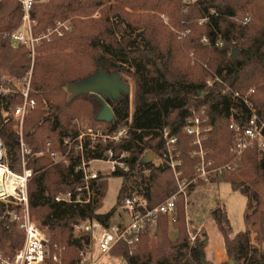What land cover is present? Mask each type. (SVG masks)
Returning <instances> with one entry per match:
<instances>
[{
	"label": "trees",
	"instance_id": "1",
	"mask_svg": "<svg viewBox=\"0 0 264 264\" xmlns=\"http://www.w3.org/2000/svg\"><path fill=\"white\" fill-rule=\"evenodd\" d=\"M97 11L101 17L93 19ZM159 14L167 17V24ZM241 15L251 19L239 22L236 19ZM21 17V6L16 0H0V72L23 78L32 69L30 97L35 107L23 125L25 144L33 154L42 151L47 142L53 149L61 150L62 140L76 134L72 121L80 117L105 129L128 126V137L116 150L129 153L130 169L126 174L112 175L122 178L117 198L120 205L126 197L141 196L146 206L152 208L176 192L175 181L165 162L159 166L154 162L140 164L149 152L156 159H162L164 129L177 139L184 177L193 176L199 160L191 156L190 138L183 132L192 108L205 110L209 118L212 131L204 147L209 151L207 160L216 168L232 160L230 122L244 123L251 115L244 100L264 117V0L36 3L31 9L34 37L55 21L70 20L72 30L51 43L42 42L35 50L33 63L28 46H15L10 41V34L21 25ZM234 50L239 52L236 59L231 58ZM99 72L121 79L127 74L133 79L129 124V94L107 101L113 117L105 122L98 121L97 117L106 101L92 93L69 92L71 87ZM208 79L210 86L206 84ZM20 103L18 96L0 100V139L15 165L20 161L16 124L13 118L3 120L1 111L12 116ZM102 151L97 146L88 157L99 158ZM47 158L45 155L28 157V169L43 170L27 184L29 213L39 229L48 235L51 246H65L61 264H74L78 261V240L72 236V226L92 219L107 222L112 212L96 214L99 201L96 196L83 206L56 203L54 197L59 192L70 190L67 184L70 178L74 177V184H79L80 178L72 166H50ZM146 171L149 172L147 182L141 180L128 187L134 174L141 178ZM220 183L229 184L247 199L244 232L233 233L218 200H213L214 207L210 210L229 261L264 264V251H259L250 239L254 234L255 243L264 244V151H246L236 172L211 176L208 183L191 187L187 197L197 188L214 191ZM182 203L181 199L177 205L174 239L169 235L168 219L160 216L155 233H144L132 256L122 245L113 248L108 256L113 255L124 264H208L207 232L201 227L202 222L189 218ZM4 212L5 205L0 202V253L13 258L23 244V234ZM44 264L52 263L46 260Z\"/></svg>",
	"mask_w": 264,
	"mask_h": 264
},
{
	"label": "built area",
	"instance_id": "2",
	"mask_svg": "<svg viewBox=\"0 0 264 264\" xmlns=\"http://www.w3.org/2000/svg\"><path fill=\"white\" fill-rule=\"evenodd\" d=\"M22 11L20 27L10 34V41L14 45H26L30 49V59L33 63L35 46L38 37L32 35L35 22L31 19V9L34 4L42 0H16ZM167 23L166 16H161ZM50 31V30H48ZM54 31V30H53ZM55 32H57L55 30ZM31 71L23 78L17 79L9 75L0 76V100L3 98L20 97L21 103L13 110L12 117L16 121V134L19 143L20 161L19 172L22 181L21 189L12 194L8 192L0 202L5 203L4 216L15 222L23 234V244L13 258L2 259L0 264H44L46 258L59 262V257L51 253L48 240L37 224L31 219L27 196V184L33 178L34 173L27 168L28 157L33 154L22 138L24 117L34 109L35 102L30 99ZM208 86L210 81H206ZM238 97V94H234ZM251 111L250 117L244 123L231 121L229 129L233 133V141L229 148L232 157L230 163L223 167H214L212 161L207 160L209 151L204 147L212 127L205 110L192 108L186 119L183 132L190 138L191 156L199 160L194 169L193 176L184 177L180 152L177 149V139L171 136L168 129L162 131L165 152L162 161L174 175L177 190L162 203L148 208L145 201L139 197H126L122 202L123 209L127 213V220H122L117 225H111L109 221L101 222L97 219L80 221L73 226V234L78 240V261L74 264H99L100 258L118 245L124 246L128 254L132 256L144 233L153 235L156 230L157 220L165 216L168 223L173 227L177 218V205L181 199H186L188 191L193 186H199L210 181L211 176L221 175L223 172L233 173L239 168L242 156L248 150L264 151V117H260L253 107L244 100ZM2 113H4L2 111ZM131 122V116L128 124ZM77 132L72 137H66L61 142V150H55L51 143L45 144L44 153L52 162L53 166H65L73 168L74 174L79 175L80 185L75 189L59 192L54 201L59 204L87 205L99 191V177L101 172L106 175H123L129 172V153L124 150H116L128 137V126L117 129H106L101 126H91L79 121H74ZM1 143V142H0ZM102 147V155L99 158L88 157L96 147ZM42 155V153H39ZM38 155V156H39ZM2 159V158H1ZM0 159V161H1ZM96 164L101 165L99 170ZM11 170L9 166H3ZM5 186H8L5 181ZM192 239H194L192 237ZM56 250L57 247L54 246Z\"/></svg>",
	"mask_w": 264,
	"mask_h": 264
},
{
	"label": "rangeland",
	"instance_id": "3",
	"mask_svg": "<svg viewBox=\"0 0 264 264\" xmlns=\"http://www.w3.org/2000/svg\"><path fill=\"white\" fill-rule=\"evenodd\" d=\"M47 2H49V0H42V2H40L39 4H46ZM112 3L113 2H111L110 4H112ZM159 16L161 18V16H165V15L159 14ZM100 17H101V14L99 11H97L92 16L93 19H99ZM249 17L250 16H247V18H242V15H241L236 20L239 22L241 21L242 23H245L247 19L248 20L251 19V17L250 18ZM161 20H162V18H161ZM167 23H168V21H167ZM167 23H165V24H167ZM48 30H50V31H48ZM55 30L57 32H55ZM71 30H72V23L70 20L55 21L53 23V25L49 26L46 29V31L41 32L37 35V37L39 38V41L36 43L35 50L37 49V47H39V45L42 42L45 41V42L51 43L54 39L64 37V34L66 32H70ZM15 46H17V45H15ZM33 62H34V59H33ZM31 72H32V69H31ZM3 75H9L11 77H15V76L9 74L8 72H0V76H3ZM15 78H17V77H15ZM93 78H95V77H90L84 83L79 84V88L87 89L88 87H91L94 84ZM17 79H21V78H17ZM122 80H123V83H125L129 86V91H130L129 92V109H130V116H131L132 100H133V93H134V81L131 78V76L127 75V74L122 75ZM206 81H210V79H208ZM94 92H98V91H94ZM29 97H30V92H29ZM30 99H32V98L30 97ZM33 110H31V111H33ZM30 112H28L26 114V116L24 117L23 125L25 122V118L27 117V115ZM9 113L10 112L2 113V111H1L2 119L6 121V119L10 120L11 118H13L12 116H8ZM13 120H14V118H13ZM75 120L79 121L80 123H85V124H88V125L95 127V125L87 118H84V117L75 118L72 121V126L75 128L76 132H77V126L74 123ZM15 124H16V121H15ZM14 129H16L15 126H14ZM22 138H23V129H22ZM0 142H1V146H2V159L0 161V164L3 166H5V165L9 166L11 169L10 171L12 173L20 174L19 166L12 163L11 157L8 155L7 149L3 146L1 139H0ZM44 149L40 152H37L36 153L37 155H35V156H37V157H40L42 155L46 156V154L44 153L45 152ZM39 153H42V155H39ZM48 162L50 163V166H53L52 162L49 159H48ZM153 162H154L155 166H159L161 164L162 160L155 159ZM95 167L98 169V171L99 170L103 171V169H101V165L96 164ZM42 171L43 170L36 171V172L33 171V173H34L33 177H35L37 174H39ZM104 172L105 171L101 172L100 177H99V182H98L100 195H99L98 205L96 207V214L104 215V214H107L109 212H112V217L109 220V223L111 225H117V224L121 223L122 220H124V219L127 220L126 211L123 209L122 205L117 203V198H118L121 186H122V178L117 177V176H112V175H106ZM172 176H173V179H175L173 173H172ZM148 177H149L148 171L144 172V174L141 178H139L137 176V174H134L128 181V187L135 186V182L138 183L141 180H143V182L145 183V182H147ZM73 178L74 177H71L67 183L68 185L71 186V187H69L70 190L75 189L76 186L80 185V183L74 184L75 182H74ZM140 188H141V191H143V188L142 187H140ZM128 192L129 191H127V193ZM140 193H142V192H140ZM139 197H141V196H139ZM182 200H183V203H182L183 207H184V209H187L188 214H189V218L193 219L194 221L202 222V224L205 220H206V224H208V223L212 224L209 214H210V210L214 207L213 200H218L220 203H222V206L224 207V210H225L227 217L229 219L233 233H240V232H244L247 230L245 220H244V216H245V212H246V208H247V199L242 194L233 191L231 186L227 183H220L218 185L216 193L213 191H208L205 189L197 188L195 190V192L192 193L191 197H187L186 199H182ZM3 204L6 205L5 203H3ZM31 219L37 224L35 219H33L32 217H31ZM75 224H77V223H75ZM73 226H72V236L75 238V236L73 234ZM43 233L45 234V236L48 240V245H49L50 250H51L50 252L55 253L59 257V262L52 261V259L50 257L46 258V260H48V263L50 262L52 264H61V256H62V253L65 249V246L64 245H58V246H56L57 249L55 250L54 245L51 246V244H50V240H49L48 235L45 232H43ZM169 235H170L171 239H174L176 237V230L170 224H169ZM192 237L194 238V236L190 237L191 241L194 240V239H192ZM254 237H255L254 234L250 235L252 245L256 246L259 251H264V244L257 245L254 241ZM218 245H219V243H218ZM0 256L2 257V259H10L7 257H3V255L1 253H0ZM99 264H124V263H122L118 259H115L113 255H110V256L106 255V256H103L102 258H100Z\"/></svg>",
	"mask_w": 264,
	"mask_h": 264
},
{
	"label": "water",
	"instance_id": "4",
	"mask_svg": "<svg viewBox=\"0 0 264 264\" xmlns=\"http://www.w3.org/2000/svg\"><path fill=\"white\" fill-rule=\"evenodd\" d=\"M239 55L237 50L232 52L231 58L236 59ZM93 85L87 89L79 88V85L73 86L69 89L71 94L86 92L92 93L95 95H100L101 97L109 96V93H112L115 96L118 90H122L123 94H129V86L125 83L120 82L121 78L117 76H108L102 72H99L97 75L93 76ZM84 83V82H83ZM91 90V91H90ZM98 91V92H94ZM113 114L109 105L104 104L102 110L98 114V121L110 122L112 120ZM156 159V156L149 152L141 160V165H146L152 163ZM200 264H205L204 262ZM227 264H239L235 261H229Z\"/></svg>",
	"mask_w": 264,
	"mask_h": 264
},
{
	"label": "crops",
	"instance_id": "5",
	"mask_svg": "<svg viewBox=\"0 0 264 264\" xmlns=\"http://www.w3.org/2000/svg\"><path fill=\"white\" fill-rule=\"evenodd\" d=\"M217 188L213 192L216 193ZM211 223L212 224L210 223L206 224V220H205L201 225V227L206 230L208 235V244L205 248L206 261L208 264H227L229 262V258L226 255L223 247L222 236L218 232L212 220Z\"/></svg>",
	"mask_w": 264,
	"mask_h": 264
},
{
	"label": "bare ground",
	"instance_id": "6",
	"mask_svg": "<svg viewBox=\"0 0 264 264\" xmlns=\"http://www.w3.org/2000/svg\"><path fill=\"white\" fill-rule=\"evenodd\" d=\"M2 158V146L0 143V159ZM5 181L8 189L5 186ZM22 181L20 174H14L10 170H6L0 166V198H4L8 192L15 194L21 189Z\"/></svg>",
	"mask_w": 264,
	"mask_h": 264
},
{
	"label": "flooded vegetation",
	"instance_id": "7",
	"mask_svg": "<svg viewBox=\"0 0 264 264\" xmlns=\"http://www.w3.org/2000/svg\"><path fill=\"white\" fill-rule=\"evenodd\" d=\"M120 82L123 83V80L121 79ZM123 95V92L122 90H118L117 93H115V96L112 94V93H109V96H104V97H101L100 95H97L99 97H101L104 101H106L105 104L108 105L107 101H110L112 99H118L119 97H121Z\"/></svg>",
	"mask_w": 264,
	"mask_h": 264
}]
</instances>
